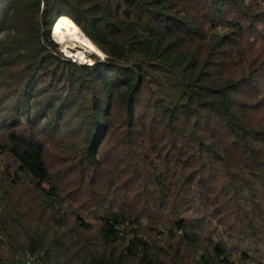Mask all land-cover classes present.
I'll list each match as a JSON object with an SVG mask.
<instances>
[{
  "label": "trees",
  "instance_id": "obj_1",
  "mask_svg": "<svg viewBox=\"0 0 264 264\" xmlns=\"http://www.w3.org/2000/svg\"><path fill=\"white\" fill-rule=\"evenodd\" d=\"M62 18L105 60L62 59L50 39ZM263 30L264 0H0V156L13 164L0 195V264H21L26 253L41 264H178L183 253L173 244L191 253L190 264H264V49L253 45L264 44ZM115 106L128 121L140 106L142 133L157 126L165 134L163 170L146 155L141 163L152 174L151 210L167 215L153 225L170 249L144 235L143 215L120 206L98 216L95 251L83 237L93 227L78 214L72 251L60 234L64 219L53 206L66 203L47 138L82 136L77 163L87 158L97 171ZM25 182L41 204L30 220L15 194ZM222 192L234 214L227 238L205 233Z\"/></svg>",
  "mask_w": 264,
  "mask_h": 264
},
{
  "label": "rangeland",
  "instance_id": "obj_2",
  "mask_svg": "<svg viewBox=\"0 0 264 264\" xmlns=\"http://www.w3.org/2000/svg\"><path fill=\"white\" fill-rule=\"evenodd\" d=\"M80 30L81 29H79V31ZM81 33L84 34L83 32ZM261 37H264V30ZM50 39L57 45V50L61 58L70 60L69 57H67L69 55L65 53L62 46L54 41L52 29ZM253 45L254 47H261L264 49V44L262 43L254 42ZM68 50L71 52L80 51L88 60L92 57L99 60H105L106 58L101 51L100 52L104 55V59L101 57L100 59L97 55L92 53H86L82 47L77 45H73V47ZM70 62L73 61L70 60ZM73 63L83 65V63L76 60ZM84 65L91 66L90 62ZM260 92H264V89ZM112 120L114 127L111 131L106 133L104 140L98 148L97 158L100 160V167L97 171H95L93 165H90L87 158L77 163L78 158L80 155H83L82 152L87 148V145L82 141V136L78 135L71 139L60 138V140L47 138L49 143L46 159L52 177L59 186L60 199L66 203V207L53 206V210L56 212H52L56 218L64 219L63 228L60 232V234H64L62 239L65 241L67 248H70L69 242H73L76 238L75 236H78V230H75L73 227L75 216L78 214L86 223H89L93 227L92 232L83 234V237L85 236L89 242L95 245L92 249V251H95L98 248L96 246L99 242L98 237H96L97 229L100 227L98 216L103 215L104 210L108 207L110 208L112 205L114 210L120 206L125 210L132 211L135 215H143L144 221L142 226L144 235L154 240V242L160 243L170 249L169 246H171L172 241L164 243L163 238H165V233H161L163 231L157 229V227L153 225L156 223L160 224L161 222L159 221H163L167 218V215L164 216L158 211L151 210V207H153V205L155 206L154 191H152L151 187L152 174L149 169V164L146 163L145 165V163H141V158H143L141 155H146L148 162H153L155 165L158 164V167L162 168L160 170H163L162 163L164 161L163 156L166 145L163 149L162 143L166 140L165 134L162 133V128L160 129L157 126L149 135L142 133L143 129L141 128V124L144 119H142L141 116L140 106L136 107L133 118L130 121L127 120V115L122 107H116ZM144 124H147V120ZM0 142H3V139H0ZM150 147L153 149L149 150ZM141 164H143L142 168L140 167ZM10 166L13 167L11 161L9 159L3 161V158L0 156V195L9 185V175L6 174V171ZM143 167L146 168L147 171H145ZM133 175L134 179L131 177ZM128 180L129 186L128 184L126 186ZM143 181H146L147 184ZM166 184L172 185V193L174 194L176 178L173 175L167 176ZM222 184L223 179H218L216 182V189L218 191ZM125 188L131 191L130 198L128 196L129 193H125ZM15 194H18L22 201H24V204H26L25 206L21 204V206H23L22 212L27 216V219L30 220L32 217L40 214V199L32 192L27 182H25ZM225 194V192H222L215 196L218 198L217 204L220 203L221 206L217 207V216L213 217L214 223H209L208 226L210 228L207 230L205 229L206 234H209L211 229H213V236H216V234H218L217 231H219L222 233L221 237L227 238V236L230 235L228 230L233 232L232 222L229 220L234 217V214L229 213L230 205L227 201L225 202L222 199ZM261 199L264 200V195L261 196ZM191 205L194 204H190L189 206ZM243 211L244 207L241 208V213H243ZM49 215L51 214L43 213L41 220L43 224L46 223L47 227L52 228L53 223L49 221ZM215 219H219L222 226H219L218 222H215ZM259 224V231L264 237V223ZM150 227H152L153 230H149L148 228ZM224 229H226L227 232L224 231ZM72 249L73 248H70V251H72ZM173 249H177L183 253L182 258L179 260L181 264L191 263L192 256L190 252L177 244H173L172 250ZM18 261L21 264L25 261H30L31 264H41L37 259L33 257L30 258L29 253L21 255ZM174 263L175 262L170 258V264Z\"/></svg>",
  "mask_w": 264,
  "mask_h": 264
},
{
  "label": "bare ground",
  "instance_id": "obj_3",
  "mask_svg": "<svg viewBox=\"0 0 264 264\" xmlns=\"http://www.w3.org/2000/svg\"><path fill=\"white\" fill-rule=\"evenodd\" d=\"M52 36L56 43L60 44L67 55L81 63L91 62L80 51H69L73 45L80 46L86 53H92L101 58L104 55L96 48L77 28V26L70 20L59 19L53 23Z\"/></svg>",
  "mask_w": 264,
  "mask_h": 264
},
{
  "label": "water",
  "instance_id": "obj_4",
  "mask_svg": "<svg viewBox=\"0 0 264 264\" xmlns=\"http://www.w3.org/2000/svg\"><path fill=\"white\" fill-rule=\"evenodd\" d=\"M55 22V21H54ZM53 22V23H54ZM67 57H69V58H72V57H70V56H67ZM99 57V56H98ZM100 58V57H99ZM101 59V58H100ZM104 59V58H103ZM74 60H76L75 58H74ZM89 60H91V62H90V65H92L93 63H94V60H92V59H89ZM76 61H78V60H76ZM101 61H103V60H101ZM78 62H80V61H78ZM83 64H86V63H83Z\"/></svg>",
  "mask_w": 264,
  "mask_h": 264
},
{
  "label": "built area",
  "instance_id": "obj_5",
  "mask_svg": "<svg viewBox=\"0 0 264 264\" xmlns=\"http://www.w3.org/2000/svg\"><path fill=\"white\" fill-rule=\"evenodd\" d=\"M69 59H70L71 61H73V62L75 61L74 58H69ZM30 258H31V256H30ZM22 264H31V262H30V261H25V262H23Z\"/></svg>",
  "mask_w": 264,
  "mask_h": 264
}]
</instances>
